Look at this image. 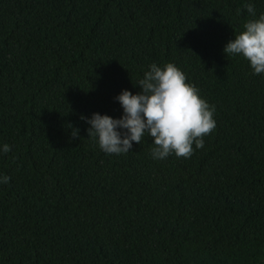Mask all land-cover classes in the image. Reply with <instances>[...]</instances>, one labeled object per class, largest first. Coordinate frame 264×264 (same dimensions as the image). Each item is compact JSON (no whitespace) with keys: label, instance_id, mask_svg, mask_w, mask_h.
<instances>
[{"label":"trees","instance_id":"obj_1","mask_svg":"<svg viewBox=\"0 0 264 264\" xmlns=\"http://www.w3.org/2000/svg\"><path fill=\"white\" fill-rule=\"evenodd\" d=\"M261 13L264 0H0V264H264V74L223 52ZM152 63L186 75L215 130L189 158L153 159L147 135L106 154L81 116L120 118L115 97Z\"/></svg>","mask_w":264,"mask_h":264},{"label":"clouds","instance_id":"obj_2","mask_svg":"<svg viewBox=\"0 0 264 264\" xmlns=\"http://www.w3.org/2000/svg\"><path fill=\"white\" fill-rule=\"evenodd\" d=\"M247 12L256 17L252 3L245 5ZM239 14V10H237ZM227 56L245 59L253 74H264V13L249 19L243 30L229 40L223 48ZM140 91L136 94L122 90L115 97L123 114L115 119L108 115L93 113L91 118L81 116L90 127L92 138L106 154L121 155L130 152L133 142L140 144L147 135L151 138V156L164 160L172 154L189 158L196 149L204 147V137L215 130V106L201 98L199 89L186 83V75L173 63L149 65L143 78L137 81ZM71 136L78 137L79 129L73 128ZM11 150L4 144L0 151ZM10 177H0L7 184Z\"/></svg>","mask_w":264,"mask_h":264}]
</instances>
